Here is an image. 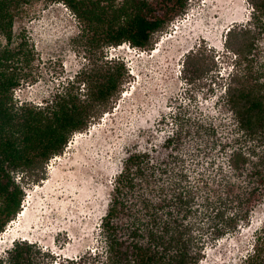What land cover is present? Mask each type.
I'll return each instance as SVG.
<instances>
[{
  "label": "trees",
  "instance_id": "trees-1",
  "mask_svg": "<svg viewBox=\"0 0 264 264\" xmlns=\"http://www.w3.org/2000/svg\"><path fill=\"white\" fill-rule=\"evenodd\" d=\"M26 1L0 0V234L21 211L30 183L25 174L34 183L44 179L46 164L62 154L71 135L86 130L123 91L125 63L104 56L99 63L98 49L126 42L153 48L155 33L188 5V0H56L83 24L85 49L95 55L77 78L87 87L86 96L68 80L45 105H18L14 91L30 78L25 68L33 59L25 37L16 40L14 32ZM250 2L263 16L264 0ZM232 49L236 70L221 96L231 118L226 134L219 135L203 114H176L160 145L128 150L100 224L102 246L71 258V264H200L208 246L251 224L264 202V70L250 58L259 48L245 29ZM205 136H212L206 148ZM189 144L194 151H184ZM213 147L235 161L230 177ZM188 163L195 167L191 170ZM207 166L213 170L208 175L195 171ZM193 176L198 188L184 185L185 192L172 191L173 182ZM0 261L43 264L41 250L26 240L16 241ZM239 264H264V219Z\"/></svg>",
  "mask_w": 264,
  "mask_h": 264
},
{
  "label": "rangeland",
  "instance_id": "rangeland-1",
  "mask_svg": "<svg viewBox=\"0 0 264 264\" xmlns=\"http://www.w3.org/2000/svg\"><path fill=\"white\" fill-rule=\"evenodd\" d=\"M221 1L188 0L185 12L155 33L153 48L126 42L98 49L99 63L102 56L125 63L123 91L86 130L71 135L62 154L46 164L44 179L34 183L25 174L30 183L21 211L0 234V256L20 240L41 250L43 264H71V258L101 248L100 224L127 151L160 145L176 114H203L219 135L226 134L231 118L221 96L236 70L232 42L242 29L248 31L259 48L250 58L264 70V15L250 0H229L224 4L228 11ZM14 32L16 40L25 37L33 53L25 68L30 78L14 91L18 105H45L68 80L86 96L87 87L77 78L95 55L85 49L83 24L65 3L27 0ZM196 68L203 70L196 74ZM210 140H201L205 148ZM212 151L216 161L223 160L217 149ZM199 170L213 171L211 166ZM263 219L264 202L249 226L208 246L200 264H239Z\"/></svg>",
  "mask_w": 264,
  "mask_h": 264
},
{
  "label": "snow or ice",
  "instance_id": "snow-or-ice-1",
  "mask_svg": "<svg viewBox=\"0 0 264 264\" xmlns=\"http://www.w3.org/2000/svg\"><path fill=\"white\" fill-rule=\"evenodd\" d=\"M183 147H184V151H186V152L194 151V149L191 147L190 144L184 145ZM221 157L223 159V163L221 165V168H222L223 172L226 173L228 177H230L232 175V169L230 167V164L234 163L235 161L234 160L230 161L226 156H224L223 153H221ZM213 159L215 162V158H213ZM192 166L195 167V165H192ZM184 185H187V187L189 189L199 187L198 181L196 180L195 176L183 177V178H181V181H177V182L172 183V191L173 192H175V191L185 192ZM204 191L207 192L208 190L205 189ZM185 194L187 195V193H185ZM197 195H199V193H197ZM0 264H2V261H0Z\"/></svg>",
  "mask_w": 264,
  "mask_h": 264
},
{
  "label": "bare ground",
  "instance_id": "bare-ground-1",
  "mask_svg": "<svg viewBox=\"0 0 264 264\" xmlns=\"http://www.w3.org/2000/svg\"><path fill=\"white\" fill-rule=\"evenodd\" d=\"M229 0H222L221 1V5H223V8H224V11H228V9H226L225 7H224V4H226V2H228ZM169 39V38H168ZM166 41V40H165ZM157 51H159V49H156V52Z\"/></svg>",
  "mask_w": 264,
  "mask_h": 264
}]
</instances>
